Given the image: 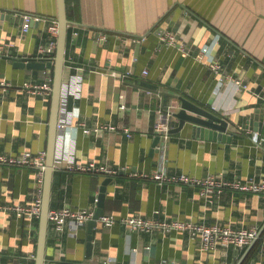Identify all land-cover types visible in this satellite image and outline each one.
Instances as JSON below:
<instances>
[{
	"label": "crops",
	"instance_id": "1",
	"mask_svg": "<svg viewBox=\"0 0 264 264\" xmlns=\"http://www.w3.org/2000/svg\"><path fill=\"white\" fill-rule=\"evenodd\" d=\"M24 13L44 19L24 32ZM67 13L64 81L78 72L83 86L68 98L74 118L57 154L70 150L77 162L116 173L69 170L58 159L50 210L96 212L102 200V214L257 228L262 236L257 247L258 240L206 249L185 229L97 220L58 230L50 222L46 264H264V194L226 188L207 198L197 184L153 177L162 170L170 177H264V0H67ZM57 14V0H0V155L47 150L52 95L32 85L48 81L51 67L33 64L55 59L56 52L40 57L39 49ZM162 28L186 39L190 52L163 43ZM204 45L231 77L215 72L210 58H196ZM182 97L226 119L231 139L204 137L190 121L180 126ZM170 106L175 118L163 154L155 124ZM40 194L34 167L0 161V264H31L38 218L15 206L32 205Z\"/></svg>",
	"mask_w": 264,
	"mask_h": 264
},
{
	"label": "built area",
	"instance_id": "2",
	"mask_svg": "<svg viewBox=\"0 0 264 264\" xmlns=\"http://www.w3.org/2000/svg\"><path fill=\"white\" fill-rule=\"evenodd\" d=\"M24 24L23 31L27 32L30 30L31 24L34 20L44 19L42 16L34 15L31 13H24ZM50 32V40L46 45L40 46L39 55L40 57H46L54 55L56 52L58 34H59V22L57 18L52 19L48 26ZM160 39L166 45H178L183 54H188L190 51L188 49V42L186 39L179 41L176 37V33L172 30H167L162 28L158 30ZM133 40H138V38L133 37ZM196 58L199 60H209L210 67L214 69L215 72L220 73L222 78L231 77L223 73V65L218 59H211L209 56V47L204 45L196 53ZM144 73H148V70H144ZM124 76V74H123ZM240 85L247 87L246 84L238 81ZM30 85V84H29ZM83 86V76L80 73H74L71 75L68 81L63 82L62 98H61V108L59 119L57 123V146L62 140H64L68 128L73 123L74 114L73 111L68 106V98L70 95L79 97L82 92ZM32 87L35 90L44 89L46 92L52 95L53 84L52 78L42 84H33ZM123 96V95H122ZM123 104L122 107H125ZM175 118V110L173 107L163 108L160 110V116L155 124V132L159 137V143L157 148L162 150L165 154L167 144L173 128V119ZM131 135V132H128ZM56 155L55 162L57 160L64 161L67 164L69 170L79 171V172H104V173H116V170L110 169L104 165H97L95 162H90L88 164L79 163L75 160L72 151L64 149L61 154ZM46 160H47V150H43L39 153H33L31 150H24L17 155H0V161L11 164V165H22L31 166L36 169L37 181L40 191L43 190V184L45 179L46 170ZM134 175V174H133ZM153 177L161 181H175L180 183H194L200 186L201 193L210 198L216 193L223 192L226 188H235L244 191H254L260 194H264V177L256 179L255 177H248L247 179H242L240 177L234 179H228L220 174H208L205 177L198 178L185 173L175 175L173 177L167 176L165 172L158 171L153 174ZM98 200V199H97ZM42 206V195L40 194L33 202L32 205L27 204H17L15 209L19 215L27 214L30 217H40ZM95 215V211L89 208L82 209H72L69 207H63L60 209L50 210L49 221L55 225V228L62 230L67 222L72 226H78L80 224H85L91 220ZM98 220L108 226H112L118 222L125 223L131 228L140 229L145 231H152L156 228L164 230L172 229H185L188 230L192 235H199L204 243V248L214 249L219 242L225 245H235L242 247L250 244L254 239L259 237V230L257 228L251 229H238L231 226L221 225L219 223L205 224L189 220H156L151 218H146L141 215H130L125 217H117L115 214H102ZM22 264H28L23 262ZM248 264H255L250 262Z\"/></svg>",
	"mask_w": 264,
	"mask_h": 264
},
{
	"label": "water",
	"instance_id": "3",
	"mask_svg": "<svg viewBox=\"0 0 264 264\" xmlns=\"http://www.w3.org/2000/svg\"><path fill=\"white\" fill-rule=\"evenodd\" d=\"M58 2V15L59 34L56 47L55 59L52 62H43L42 64H33L41 66H50L54 68L52 78L53 90L51 96V111H50V124L49 136L47 144V160L45 179L43 184L42 206L41 214L38 224V240L37 249L34 256L35 264H46L47 260V239L49 231V212L51 209V194L53 186V177L56 170V146H57V123L61 108L62 89L64 82V70L66 64V46L69 33L70 19L67 13V0H57ZM182 104L179 111L176 112L181 118L180 126H183L186 121H190L195 127L196 132H199L204 137L231 139V134L227 133L228 121L209 109L198 105L192 100L182 97ZM188 111H191L190 113ZM261 131V130H260ZM264 145V137H263ZM100 206L95 212L94 217L88 221L92 226L94 225L103 213V201L100 200ZM262 236V230L259 232V237ZM93 236L90 235L89 239L92 241ZM259 238L254 239L250 243L253 246Z\"/></svg>",
	"mask_w": 264,
	"mask_h": 264
},
{
	"label": "trees",
	"instance_id": "4",
	"mask_svg": "<svg viewBox=\"0 0 264 264\" xmlns=\"http://www.w3.org/2000/svg\"><path fill=\"white\" fill-rule=\"evenodd\" d=\"M58 15V14H57ZM57 18V17H56ZM53 74H54V68L53 67H51V78H53ZM37 224H39V218L37 219ZM260 242H261V239L260 240H258V242H257V244H256V247L260 244ZM248 263V260H246V264ZM31 264H35V260H34V258L32 259V261H31Z\"/></svg>",
	"mask_w": 264,
	"mask_h": 264
}]
</instances>
